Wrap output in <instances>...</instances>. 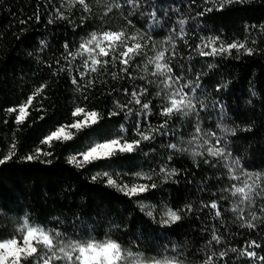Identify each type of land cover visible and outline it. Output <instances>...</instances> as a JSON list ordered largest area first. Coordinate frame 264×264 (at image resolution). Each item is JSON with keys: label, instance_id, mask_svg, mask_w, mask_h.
<instances>
[{"label": "trees", "instance_id": "1", "mask_svg": "<svg viewBox=\"0 0 264 264\" xmlns=\"http://www.w3.org/2000/svg\"><path fill=\"white\" fill-rule=\"evenodd\" d=\"M153 2L158 9V24L152 22L153 27L149 29L147 17L134 18L135 27L151 35V40L146 36L143 41L147 44L146 56L153 55L161 47L160 42L171 33L179 53L173 60L174 71L183 72L185 79H194L196 73L201 74V88L197 94L208 105L200 113L202 127L216 131L218 135L217 122L235 127L236 134L227 136L232 156L239 158L249 171H264V31H261L264 0H233L230 4L225 3L221 10H217L221 0H216V7L205 4V0ZM88 3L91 13H84L78 4L68 9L65 0H0V157L15 143V155L0 164V239L13 235L17 224L27 215L30 222L62 232L66 230L69 236L91 234L102 239L111 234L147 255L179 252L185 264H200L212 231L222 234L223 243L215 245L217 251L226 247L239 249L246 240H257L264 245V226L255 230L239 227L240 221L231 211L236 198L219 191L229 185L225 169L219 164L216 167L205 164L200 157L193 159L189 152L167 147L169 143L188 146L186 142L193 132L194 118L173 117L175 135H158L152 142H143L134 153H118L111 160L95 161L82 168L69 163V157L83 151L86 145L118 133L121 124L129 129L127 138H133L131 125L139 106H135L133 115L127 120L123 111L110 115L118 111L115 101L125 103L129 98L124 93L125 88L131 92L135 83L147 87L149 92L156 91L147 80L137 78L133 81L127 76L113 78L111 67L107 73L92 74L95 83L82 91L76 90L67 70L53 75V69L59 67L57 59L61 65L67 63L62 59L64 44L75 50L90 32L101 28L127 27L130 33L134 31L119 10L104 16L103 4H97L95 0H88ZM207 7L213 10L202 17L197 16ZM57 8L70 17L71 22L55 19ZM164 11L167 16L163 15ZM82 16H87L83 22ZM181 19L186 21L183 39L171 32L172 28L179 29ZM49 20L53 22L49 23ZM209 35H219L225 42L243 41L246 37L247 46L253 48L254 53L247 55L233 50L231 55L200 56L194 49L201 37ZM41 41H44L43 45ZM146 56H137L132 64L142 65ZM116 67L118 69L120 65ZM129 70L133 77L144 75L142 68L131 67ZM77 78L81 85L88 80V77ZM151 79L154 78L148 76V80ZM41 84L47 87L33 100L27 119L17 124L18 113L8 110L22 105ZM148 99L154 105L160 103L159 98L149 96ZM76 105L99 112L102 117L99 123L82 129L72 140L54 141L51 147L41 144L50 131L72 122ZM221 106L223 120H220ZM157 112L158 108H153V115L149 117L148 122L152 125H158L163 119ZM38 147L51 154L26 160L25 157ZM169 155L171 160H168ZM165 163L170 169L175 168L179 175L167 181L163 174L153 175L156 187L137 196H127L117 188L107 186L105 179H92L98 172L108 171L114 179L116 173L120 174L117 183L129 186L152 183L136 179L134 173H159L160 166ZM222 195L227 198L220 201L221 217L214 218L213 210L201 208V201L208 203ZM187 204L193 205L192 211H186L181 221L170 226L159 222L165 205L178 209ZM141 205L145 206L143 211ZM151 206H155V220L146 215ZM261 206L264 202L258 201L254 209L246 207L245 214L254 210L264 217ZM234 261L233 253L225 258L226 264H234ZM235 264H248V261L245 258Z\"/></svg>", "mask_w": 264, "mask_h": 264}, {"label": "snow or ice", "instance_id": "2", "mask_svg": "<svg viewBox=\"0 0 264 264\" xmlns=\"http://www.w3.org/2000/svg\"><path fill=\"white\" fill-rule=\"evenodd\" d=\"M97 4H103L104 16L112 13L113 10H119L121 16L124 17L127 25L131 26L134 31L129 32L127 27L119 29H104L92 31L83 39L75 50L70 49L66 43L63 45L64 53L62 59L66 61V65H61L60 59H57L58 68L53 69V75L58 72L67 70L71 77V82L76 86L77 91H82L95 83L92 74L107 73L109 67L113 69L110 73L113 78L119 76L123 79L127 76L133 81L140 79L147 80V83L155 86L154 93L149 92L147 87L139 86L133 83L131 92L127 88L124 93L129 98L125 103L119 101L114 102V106L118 111L111 112L110 115H118L120 111L125 113V119L133 115L135 106L139 109L135 111V120L131 125L133 129V138L128 139L129 129L124 124L120 125L118 133L111 138L104 140H96L85 146L84 150L69 157V163L77 168H82L87 164L95 161L111 160L118 153L131 154L140 149L143 142H152L156 136H164L173 131V117L178 119L194 118L193 132L188 139L187 147L178 146L177 143H169L167 147L172 150L181 152H189L193 159L200 157L205 164L216 167L217 164L225 169V176L229 181V185L219 191L227 192L231 197L236 198L232 204L231 211L236 214V220L240 221L239 227L255 230L257 227L264 226V217L258 216L256 211H250L245 214V208L254 209L257 202H264V171H249L245 169L239 158L232 156L228 149L227 136L235 135L237 129L228 127L227 125L217 122L216 128L220 131V135L216 131L202 127V118L200 113L207 109L208 105L205 100L197 94V90L201 88V74L196 73L194 79H185L184 73H176L174 71L176 65L173 60L179 55L176 51V44L173 35L170 33L166 40L160 42L161 47L154 51L151 56H146L144 49L147 44L143 41L145 37L151 40L148 32L137 29L134 24V18L147 17L146 23L149 29H152L153 23H159L157 15V6L153 0H95ZM233 0H221L217 10H221L225 3H232ZM68 9L80 5L84 13H91L92 8L88 0H65ZM211 3L216 7V0H205V4ZM212 7H207L204 11L198 12L197 16H203L205 12H211ZM55 19L69 20L70 17L65 16L64 12L57 8ZM167 16V11H164ZM103 18V17H102ZM36 19L40 17L37 14ZM87 19L82 16L81 20ZM53 20H49L52 23ZM23 23V21H22ZM185 20H179V29L172 28L171 32H175L181 39L186 35L184 31ZM255 27V26H253ZM264 31V26H261ZM187 44V41H184ZM44 44V41H41ZM169 45V46H165ZM207 49V51L205 50ZM237 53L243 51L247 55L254 53L253 48L247 46V38L243 41L233 39L225 42L219 35H209L201 37L200 43L196 45L194 51L203 57L231 55L232 51ZM137 56H146L145 62L141 64H132ZM191 59V57H189ZM79 61V63H77ZM117 64L120 67L117 69ZM183 68V65H179ZM51 68L52 66L49 65ZM131 67L141 69L144 75L133 77L129 70ZM151 67V71H149ZM191 69L189 68L188 71ZM73 72L77 75H71ZM78 77H88V80L81 85ZM148 76L154 79L148 80ZM46 84H41L33 90L27 100L18 108L9 109V112H17L15 122L23 123L30 114L28 109L32 106L33 100L39 96ZM223 87V86H219ZM219 87L217 91H219ZM83 95V92H82ZM149 96L159 98V105H154ZM86 95L84 99H86ZM214 107L216 104L214 103ZM153 108H158V114L162 117L161 123L152 125L149 123V117L153 115ZM39 110V109H37ZM73 120L69 124H61L54 130L50 131L41 144L51 147L54 141L66 142L75 138V134L84 128H91L97 125L102 118L96 110H86L80 105L74 106L72 111ZM79 117V119H76ZM224 114L221 106L220 120H223ZM43 119V117H41ZM143 125V126H142ZM249 130V129H245ZM51 153L43 152L41 148H37L33 154L25 157L31 161L37 159L40 155H50ZM15 155V143L10 146L9 152L0 157V164L12 159ZM147 155V153H145ZM171 155L168 160H171ZM211 158V159H208ZM198 166V165H197ZM163 174L164 180L179 175L175 168H169L167 164L160 166V172L148 173L136 172L134 177L138 180L153 181V175ZM113 174L104 171L98 172L92 179H105L106 185L117 188L127 196H137L142 193L154 189L156 183H133L129 186L127 183H117L120 174ZM227 197L221 196L219 199H213L208 203L201 201V208H208L212 211L214 218L222 216L221 200ZM145 208L141 205V210ZM192 204H187L183 208L173 209L165 205L160 215L159 222L162 225H172L182 220L185 212H191ZM260 211L264 212V206L260 207ZM155 206L146 212V215L154 220ZM223 243L222 234L217 235L216 231H212L210 238L204 246V255L200 260V264H222L225 258L229 257V253L235 254V261H242L245 258L248 264H264V245L257 240H246L241 248L226 247L217 251L215 245ZM231 259V258H229ZM234 261V264H235ZM0 264H185L182 254L175 252L173 255L165 253H157L155 255H147L138 249H133L125 245L119 237L113 238L111 234H106L104 238L97 239L95 235L87 236H69L64 232L55 228L47 227L34 221L30 222L27 215L17 224L15 233L9 237L0 239ZM226 264V262H225Z\"/></svg>", "mask_w": 264, "mask_h": 264}]
</instances>
